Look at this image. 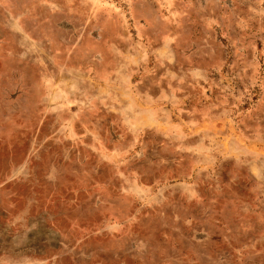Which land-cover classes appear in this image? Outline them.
Returning <instances> with one entry per match:
<instances>
[{
	"label": "rangeland",
	"instance_id": "1",
	"mask_svg": "<svg viewBox=\"0 0 264 264\" xmlns=\"http://www.w3.org/2000/svg\"><path fill=\"white\" fill-rule=\"evenodd\" d=\"M0 264H264V0H0Z\"/></svg>",
	"mask_w": 264,
	"mask_h": 264
}]
</instances>
